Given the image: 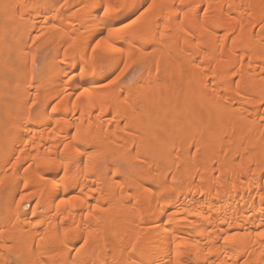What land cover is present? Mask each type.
I'll return each instance as SVG.
<instances>
[{
    "label": "bare ground",
    "instance_id": "1",
    "mask_svg": "<svg viewBox=\"0 0 264 264\" xmlns=\"http://www.w3.org/2000/svg\"><path fill=\"white\" fill-rule=\"evenodd\" d=\"M0 201V264H264V0H0Z\"/></svg>",
    "mask_w": 264,
    "mask_h": 264
},
{
    "label": "rangeland",
    "instance_id": "2",
    "mask_svg": "<svg viewBox=\"0 0 264 264\" xmlns=\"http://www.w3.org/2000/svg\"><path fill=\"white\" fill-rule=\"evenodd\" d=\"M137 66L140 67L141 65L136 64L135 66L133 65L132 67H129V68H128V67L125 68L124 65H122V66L119 67V68H121L122 70H124V72H125V71L127 72V71L130 70V68L135 69ZM134 67H135V68H134ZM119 68H118V69H119ZM118 69H116V70H118ZM121 69H119V70L122 71ZM116 70H115V71H116ZM115 71H113L112 74L109 75V77H106L107 80L110 79L111 77H115V76H116V73H119V71H118V72H115ZM113 74H114V75H113ZM14 161H15V157L11 160V163H13ZM0 206H1V201H0ZM27 208H29V207H27Z\"/></svg>",
    "mask_w": 264,
    "mask_h": 264
}]
</instances>
